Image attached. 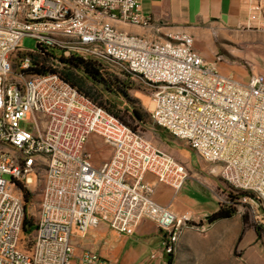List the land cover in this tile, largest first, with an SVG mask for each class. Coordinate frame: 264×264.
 Segmentation results:
<instances>
[{
	"label": "built area",
	"instance_id": "1",
	"mask_svg": "<svg viewBox=\"0 0 264 264\" xmlns=\"http://www.w3.org/2000/svg\"><path fill=\"white\" fill-rule=\"evenodd\" d=\"M139 0H0V264H118L75 239L106 223L133 235L143 221L166 234L173 254L185 230L205 232L158 204L150 173L182 189L188 168L157 150L59 73L29 72L35 56L62 70L72 57L116 64L152 92L154 124L185 141L237 192L264 227V75L243 83L195 50L193 36H137L153 29ZM27 36L37 40L25 50ZM26 54L25 57H19ZM30 126L28 130L22 126ZM99 136L112 157L96 167L88 143ZM10 176L11 179L6 177ZM42 187L36 213L25 190ZM30 205V209L28 208ZM34 218V220L31 218ZM26 220L34 230L25 231Z\"/></svg>",
	"mask_w": 264,
	"mask_h": 264
},
{
	"label": "rangeland",
	"instance_id": "2",
	"mask_svg": "<svg viewBox=\"0 0 264 264\" xmlns=\"http://www.w3.org/2000/svg\"><path fill=\"white\" fill-rule=\"evenodd\" d=\"M157 26L161 28L162 32L170 35L182 33L192 35L196 38L197 45H201L202 49L210 53L212 62H218L220 58L218 67L222 73L230 74L231 72H235V74L240 75L239 77L244 78L246 81H248L253 73L264 75L263 32H234L210 28L208 30L205 29L206 25L203 23L172 27L165 21ZM207 43L212 44V49L207 47ZM23 47L25 50L33 51L37 47V40L27 36L23 41ZM20 55L19 57H21ZM98 63L100 64V62ZM100 69L105 79L111 84L109 87L112 90L110 94L106 91L100 93L99 90L100 100L109 101L107 107H110L115 102L117 104V110L129 120L133 127L132 129L136 133L149 141L155 149L163 151L178 162L184 164L189 169L191 176L198 173L203 177H212L222 182L225 187V192H219L220 203L227 205L231 202V196H234L235 200L244 197L241 196L240 192H237L234 188L224 183L218 176L216 177L217 173L214 171L209 174V171L213 169L217 170L215 165L204 162L189 148L185 141L174 138L168 131L154 124L151 116L152 90L145 82L138 77L128 75V73L116 64L106 65L101 63ZM122 89H126L127 91L122 92ZM95 96H99V94L96 93ZM134 110L141 114L142 120L130 119ZM22 126L31 130L30 126H26L25 124H22ZM87 148L92 154V161L96 167H101L112 157V149L99 136L93 135L89 140ZM191 154L192 157L190 158ZM6 178L8 180L11 179L10 176ZM187 185L191 189L192 196L201 202L203 206L209 207L208 205L211 202L213 192L203 187L194 178H189ZM22 187L25 192L30 194L28 202L35 204V209L32 207L30 210L31 214H34L37 212L36 209L40 201L42 187L37 189H28L24 185ZM247 195L249 194L247 193ZM249 196L254 197L252 194ZM232 205L244 223L241 234V240L243 238L244 240L241 242V245L247 244L253 237V233L250 230H253L255 233L258 228L260 237H257L255 233L253 241L249 245L245 247L241 246V249L239 245H236L233 250H225L220 246H211L205 243L204 239L202 241L198 238L199 236H196L189 244L183 247H181L179 242L176 251L173 253L175 264H264V227L257 225L248 207L242 201L241 205L236 204L235 201ZM28 208L30 209L29 204ZM213 208L215 209V206ZM31 218L34 220L32 216ZM90 232L92 230L76 239L86 237ZM194 232L201 236L206 234L205 232L196 230ZM77 252H81V250H77Z\"/></svg>",
	"mask_w": 264,
	"mask_h": 264
},
{
	"label": "crops",
	"instance_id": "3",
	"mask_svg": "<svg viewBox=\"0 0 264 264\" xmlns=\"http://www.w3.org/2000/svg\"><path fill=\"white\" fill-rule=\"evenodd\" d=\"M137 10L149 18L154 27L151 30L131 26L124 28L128 33L137 36L155 37L168 34L162 32L157 26L165 21L172 27L203 23L208 30L210 28L264 33V0H139ZM194 39L195 50L206 61L212 62L210 53L202 49L201 45L198 44V46L196 38ZM207 44V47L212 49V44ZM223 74L243 83H248L250 79L249 77L246 81L235 72ZM214 170L209 171V174ZM189 175V178H194L203 187L213 192L209 207L203 206L192 196L187 181L181 190L176 191L168 184L159 183L153 174L148 173L145 176V180L155 186L153 198L158 204L169 207L180 216L190 218L194 223H204L206 234L201 236L192 229L185 230L179 240L181 247L189 244L196 236H199L198 238L202 241L204 239L205 243L211 246H220L225 250H233L236 245H239L240 249L241 246L249 245L256 231L254 233L250 230L253 237L247 244L241 245L244 240V238L241 240L244 227L241 216L236 214L233 218L220 220L211 225L206 223L207 217L220 208L219 192H225L224 184L215 178L203 177L198 173L191 176L189 172ZM165 239L166 234L160 232L153 222L147 220L140 223L135 233L130 236L120 234L112 230L108 224L103 223L98 228L92 229L86 237L75 239L76 242H74L77 250H90L118 264H168V255L164 253Z\"/></svg>",
	"mask_w": 264,
	"mask_h": 264
},
{
	"label": "trees",
	"instance_id": "4",
	"mask_svg": "<svg viewBox=\"0 0 264 264\" xmlns=\"http://www.w3.org/2000/svg\"><path fill=\"white\" fill-rule=\"evenodd\" d=\"M26 54H21V57H25ZM63 63L62 70H53L48 66V58L46 56H35L33 58V67L30 70L31 75L41 76L49 73H59L62 79L68 83L71 87L77 89L81 94L89 97L93 102H95L98 106L105 109L109 114L113 115L124 125L129 127L132 131V125L129 120L122 116L121 113L117 110V104L113 102L110 107H107L109 101H101L100 93H104L105 91L109 94L112 92L109 87L111 84L105 79L103 72L101 71V63L99 64L97 61H86L82 58L72 57L69 59H62ZM130 75V74H128ZM132 76V75H131ZM123 88V87H122ZM100 90V93H99ZM127 91L126 89H122V92ZM99 94V96H95V94ZM133 120H142L141 114L134 110L133 115L130 117ZM159 127V126H157ZM161 128V127H159ZM162 129V128H161ZM166 131V130H165ZM135 132V131H134ZM174 137V136H173ZM175 138V137H174ZM241 196H246L247 193L240 192ZM26 201H29L30 194L25 192ZM235 201L234 196H231V202L227 205L220 203L219 210L208 216L206 219V223L208 225L214 224L220 220L233 218L237 214V210L232 205ZM198 226H204L203 222H200ZM34 230V225L32 221L26 220V228L25 231L30 233ZM257 236L260 237V231L256 229ZM174 255H168V264H174Z\"/></svg>",
	"mask_w": 264,
	"mask_h": 264
},
{
	"label": "bare ground",
	"instance_id": "5",
	"mask_svg": "<svg viewBox=\"0 0 264 264\" xmlns=\"http://www.w3.org/2000/svg\"><path fill=\"white\" fill-rule=\"evenodd\" d=\"M214 171H216V172H217V170H214Z\"/></svg>",
	"mask_w": 264,
	"mask_h": 264
}]
</instances>
